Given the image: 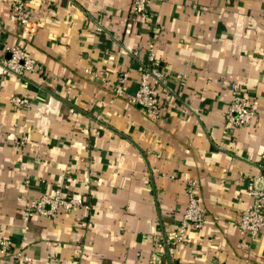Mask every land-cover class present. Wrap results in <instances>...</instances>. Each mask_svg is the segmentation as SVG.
I'll return each mask as SVG.
<instances>
[{"label":"crops","instance_id":"0c3cea01","mask_svg":"<svg viewBox=\"0 0 264 264\" xmlns=\"http://www.w3.org/2000/svg\"><path fill=\"white\" fill-rule=\"evenodd\" d=\"M12 1L0 0V57L21 42L38 67L24 80L0 66V218L31 264H264V226L237 225L264 166V0H148L146 20L132 0H26L33 31ZM150 42L180 95L152 81L157 116L128 96L140 76L131 52L146 58ZM237 97L255 110L242 126L225 118ZM189 179L204 223L164 244ZM58 188L89 206L23 218ZM0 264L23 263L0 251Z\"/></svg>","mask_w":264,"mask_h":264},{"label":"built area","instance_id":"2783aa9c","mask_svg":"<svg viewBox=\"0 0 264 264\" xmlns=\"http://www.w3.org/2000/svg\"><path fill=\"white\" fill-rule=\"evenodd\" d=\"M132 11L142 19H148V0H132ZM12 13L15 19L24 29L33 31L32 11L26 0H13ZM93 19V18H92ZM95 19V20H94ZM99 28H103L98 19L94 18ZM153 42L148 44L146 58H142L131 52L136 59L137 68L140 73L138 86L133 93H128L134 101L141 104L150 115L157 116L161 109L158 95L154 91L152 81L161 86L175 99L180 100L178 91L172 87L167 78L165 70L159 65L153 52ZM8 55L0 57V66L5 74L15 75L19 78L30 80L29 73L37 69L38 60L30 55L21 42L7 47ZM114 94L124 93L123 79L120 78L114 85ZM11 102L17 106L29 105V101L18 93L11 95ZM185 103L184 100H181ZM255 110L250 103L241 97L235 98L226 108V122L232 126H242L252 121ZM27 135H20L17 143L23 144ZM261 179L262 187L256 186V181ZM196 179H189L185 185L186 204L182 212L178 227L165 233L164 244L170 239L181 241L185 238L189 226L199 228L204 223V213L200 197L195 191ZM248 193L251 196L250 203L242 209L237 225L239 229L246 231L251 236H256L264 226V166L263 171L251 177L247 184ZM88 207L89 204L81 196L66 194L62 189H56L54 193H42L37 198L30 199L24 208L23 218L28 221L35 214L48 217L55 216L60 209L71 210L76 207ZM0 251L3 254H13L22 259L23 264H31L32 257L25 251L23 245L16 247L13 238L6 233L3 220L0 218ZM47 264H62L61 257L52 255Z\"/></svg>","mask_w":264,"mask_h":264},{"label":"water","instance_id":"95a60500","mask_svg":"<svg viewBox=\"0 0 264 264\" xmlns=\"http://www.w3.org/2000/svg\"><path fill=\"white\" fill-rule=\"evenodd\" d=\"M9 53H7V55H8ZM262 184H263V182H262V180L261 179H258L257 181H256V186L257 187H262Z\"/></svg>","mask_w":264,"mask_h":264}]
</instances>
